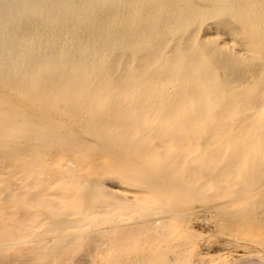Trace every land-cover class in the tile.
Here are the masks:
<instances>
[{
  "label": "bare ground",
  "instance_id": "6f19581e",
  "mask_svg": "<svg viewBox=\"0 0 264 264\" xmlns=\"http://www.w3.org/2000/svg\"><path fill=\"white\" fill-rule=\"evenodd\" d=\"M198 204L264 206V0H0V264H193Z\"/></svg>",
  "mask_w": 264,
  "mask_h": 264
},
{
  "label": "rangeland",
  "instance_id": "374dc122",
  "mask_svg": "<svg viewBox=\"0 0 264 264\" xmlns=\"http://www.w3.org/2000/svg\"><path fill=\"white\" fill-rule=\"evenodd\" d=\"M198 206L200 207L202 206V207L195 208V210H193L190 213L189 218H187L189 221L188 220L186 221V224L190 227V229L192 228L194 232L203 235L202 236L203 239L201 238L200 240L201 245H203L202 246L203 249L199 251V254H196V256L191 257V262L193 264H197L199 259L204 260L206 264H220V260L216 255H220L224 252H226V254H228V256L232 259L237 258L241 254H245V253H252V254L257 253L256 255H260L261 257L259 258L262 261H264V253H263L264 242L261 243L262 244V246H260L261 248L259 247V245L251 246V244L244 247L241 246V244L236 243V241H233L232 239L233 236H237V235L239 236L238 232L241 229L240 228L242 226L241 224H244L245 227H247L249 230L259 235L263 233L262 228H264V222H263L264 220L262 219H264V210H263L264 206H259L258 209L254 207V209H252L250 212L248 211L249 213H252L250 215L254 216V217L251 216V219L249 217L248 220L247 218H243L239 221H238L239 219L238 211L235 207H231V206L225 207L222 209L223 213L221 212L222 214H220V210L218 212V209H216L217 206L207 205V204L206 207L205 205L203 206L202 204H198ZM205 208L207 210H205ZM260 210L263 211L260 212ZM216 245L217 247H215ZM257 246L259 248H257ZM205 252H208L210 254ZM201 253L204 254V256Z\"/></svg>",
  "mask_w": 264,
  "mask_h": 264
}]
</instances>
